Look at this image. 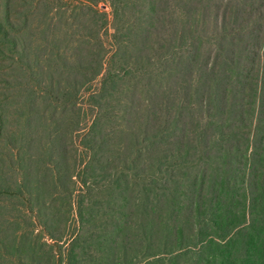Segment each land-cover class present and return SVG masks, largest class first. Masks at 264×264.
Instances as JSON below:
<instances>
[{"label": "trees", "instance_id": "16d2710c", "mask_svg": "<svg viewBox=\"0 0 264 264\" xmlns=\"http://www.w3.org/2000/svg\"><path fill=\"white\" fill-rule=\"evenodd\" d=\"M104 1L73 3L80 40L77 48L69 46L76 35L70 24L68 43L56 41L58 49L52 48L46 74L55 83L43 92L51 94L54 105L37 120L52 146L65 151L61 114L70 102L81 105L74 110L84 121L80 118L73 131L90 129L85 145L102 149L112 137L113 153L133 150L126 158L131 167L122 170L112 155V179L108 185L97 182L103 193L88 213L81 195L72 204L86 232L80 236L86 257L79 262L264 264V0H110L112 43L119 46L112 55L117 66L112 75L104 67L108 48L102 36H111ZM131 44L134 53L126 50ZM90 46L94 52L103 50L97 54L98 69L90 78V69L80 67L81 76L89 86L94 80L101 83L81 104L76 89L61 79L71 77L63 71H71L74 56ZM19 47L24 70H29L26 96L34 94L31 82L39 83L42 72L29 49L23 43ZM140 50L148 60L158 53L163 60L157 80L154 73L122 66L128 58L137 60ZM86 106L95 110L90 125ZM36 109L25 114V123L31 114L37 119L43 112ZM2 116L0 132L9 135L12 130ZM121 133L124 141L116 146ZM0 163L1 204L5 206V196L19 193L29 203L19 177L11 181L4 174H15L16 163ZM63 175V169L53 173L58 179ZM84 186L82 191L89 192ZM102 209L105 216L99 215ZM37 214L33 220L43 233L58 241V228ZM73 247L69 262L63 263L60 251L54 264H77Z\"/></svg>", "mask_w": 264, "mask_h": 264}, {"label": "rangeland", "instance_id": "374dc122", "mask_svg": "<svg viewBox=\"0 0 264 264\" xmlns=\"http://www.w3.org/2000/svg\"><path fill=\"white\" fill-rule=\"evenodd\" d=\"M77 1L89 2V0H0V114L3 113L1 121L3 125L6 123L7 128L10 127L12 130L9 135L4 130L3 134L0 132V162L3 159L8 165L12 159L13 164L16 163L15 174H11V171L10 174L8 171L4 174L11 181L19 177L24 194L29 198V203L26 204L25 199L18 192L19 194L15 196L4 197L5 206L0 201V262L3 264H54L57 261V253L60 251L63 263L69 262L70 251L68 250L72 249V243L75 262L81 264L79 260H83L84 256L80 236L84 237L86 232L83 224L75 216L73 202L79 198V195L84 197L83 205L87 212L92 203L101 199L103 191H100L96 184L103 181L108 185L111 181L113 154H115V158L116 155L118 156L117 161L121 170L123 165L127 168L131 167L126 158L132 155V148L127 147L125 153L118 155L116 151L112 152V137L110 144L100 149L96 145H85V142H89L91 139L90 129L83 128L76 132L73 131L74 124L80 118V122L84 121L81 114H77L74 110V107L80 106L81 108V105L73 106L70 102L67 106L65 105L68 111L64 115L61 114L65 118V151L52 146L43 130L44 127L37 125L41 119L40 115L46 113L54 105L50 100L51 94L43 92L49 89V85L55 83L46 74L54 54L52 48L54 47L56 51V41H59L58 45L61 42L68 43L66 31L70 24H73L72 30L77 36H73L75 41L69 46L77 48L80 40L79 30L74 23L78 22L77 14L79 13L73 7V3ZM104 2L108 5V26L109 33H111V36H102L108 48L106 51L108 53L107 62L104 67L105 73L112 75V69L117 68L114 63L112 64V55L119 53L117 50L119 46L116 42L112 43L114 22L109 12L111 2L110 0ZM124 21H126L125 18ZM107 38L111 39L110 47L107 44ZM20 43L29 49L31 60L35 63L36 69L42 72L39 83L36 80L31 82L34 94L26 96L24 83L27 78L24 76H28L29 70H24V63L19 57ZM134 46L135 44H131L126 49L127 52L134 53ZM90 48L91 50L87 53L83 51L78 56H74V68L71 71H63L71 73L69 74L71 77L61 79L62 84H70L71 88L76 89L77 101L81 104L90 96L89 94L96 85L99 86L101 83L100 80H94L95 82L89 86L85 84L84 77L81 76V68L88 67L90 69V78L95 77L93 73L98 69L97 54H101L103 50L100 48L99 52H94L91 46ZM141 53V50L137 51L139 58L137 60L128 58L127 63L123 62L122 66L136 68L141 72L146 71L148 75L154 73L151 76L157 80L158 71L163 68V60L159 57V53L156 56L148 57L149 60L145 54L140 55ZM76 58L81 60L79 64ZM89 61L90 65L88 66ZM69 75H62V77ZM138 84H143V82L139 81ZM19 93H22L23 96H16ZM16 102H20V105ZM35 107L36 110L43 112L37 116V119V114H34V117L31 114V119L25 123L26 115H30L31 108ZM71 108L72 112H70ZM86 108L87 114L84 115V118L87 125H90L95 110L88 106ZM21 112H24L23 117L19 115ZM83 125L79 127H83ZM3 135H7V137H3ZM123 141L124 135L121 133L115 145L118 146V143ZM51 158L53 167L47 164L51 163ZM122 158L124 162L120 164ZM59 169L64 170V175L58 179L53 176V173ZM26 171L27 175L24 177ZM124 171L129 173L128 170ZM104 184L102 185L106 186ZM84 185L90 187L89 192L82 191ZM15 189L19 190L17 186ZM103 212L105 211L102 209L99 215L105 216ZM37 213H41L40 217L49 226L53 225L51 227H54L55 225L58 228V232L55 233L58 241L47 238L38 220H33L38 215ZM87 213L85 216L89 218ZM51 231L54 232V229Z\"/></svg>", "mask_w": 264, "mask_h": 264}]
</instances>
